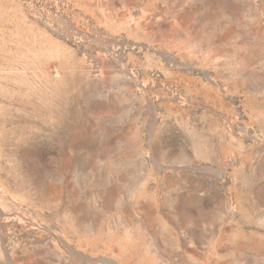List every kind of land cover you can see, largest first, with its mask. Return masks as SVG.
<instances>
[{
    "label": "rangeland",
    "instance_id": "obj_1",
    "mask_svg": "<svg viewBox=\"0 0 264 264\" xmlns=\"http://www.w3.org/2000/svg\"><path fill=\"white\" fill-rule=\"evenodd\" d=\"M0 264H264V0H0Z\"/></svg>",
    "mask_w": 264,
    "mask_h": 264
}]
</instances>
